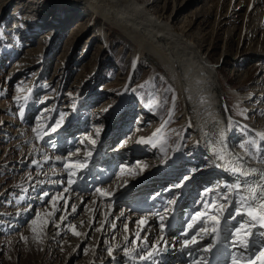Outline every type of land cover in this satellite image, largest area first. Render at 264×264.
I'll return each mask as SVG.
<instances>
[{
	"label": "rangeland",
	"instance_id": "rangeland-1",
	"mask_svg": "<svg viewBox=\"0 0 264 264\" xmlns=\"http://www.w3.org/2000/svg\"><path fill=\"white\" fill-rule=\"evenodd\" d=\"M78 5L70 7L58 0H0V124L4 123L0 125V264H131L112 263L109 258L118 252H131L142 233L137 238L131 226L123 231L124 218L115 229L110 226L117 218L113 213L126 207L135 195L110 213L109 201L97 200L93 186L84 199L73 197L77 208L67 216L71 203L65 207L60 195L75 173L63 176L56 191L39 201L37 196L47 182L41 178L47 172L44 166L49 168L52 163L40 168L20 164L33 161L26 160L25 153L39 164L37 160L50 154L58 128L69 126L72 117L83 124L78 128L70 125L76 128L69 144L73 152L98 148L120 152L126 139L132 138L129 148L138 152L136 156L151 152L147 161L138 160L143 171L159 163L171 165V157L179 150L178 161L189 167L179 178L173 175L169 184L180 183L198 167L187 162L193 151L192 136L176 116L182 104H173L175 85L165 68L153 54L138 50L117 27L104 22L86 5ZM149 10H159L209 56L219 71L233 115L234 134L238 140L255 141L250 130L256 127L264 133V4L253 0H159ZM100 27L106 35L99 32ZM236 93L247 94L249 99L240 102ZM114 111L123 112L127 123L119 121L110 128ZM7 125L16 130L6 131ZM20 127L23 132L16 135ZM245 129L249 130L248 138ZM145 135L151 142L136 139ZM135 143L143 148L133 146ZM125 161L119 159L118 166ZM119 169L102 182L103 193L115 192L127 176V172L120 175ZM226 188L213 196L210 204L227 196ZM195 190L188 194L193 196ZM236 210L237 206H232L229 216H235ZM207 220L210 218L205 220L209 229L212 223ZM73 227L79 235L73 234ZM261 233L255 234L259 241Z\"/></svg>",
	"mask_w": 264,
	"mask_h": 264
},
{
	"label": "bare ground",
	"instance_id": "bare-ground-1",
	"mask_svg": "<svg viewBox=\"0 0 264 264\" xmlns=\"http://www.w3.org/2000/svg\"><path fill=\"white\" fill-rule=\"evenodd\" d=\"M58 1L62 5H69L70 7L77 6L78 4L86 5L91 9L93 14L100 16L110 26L117 27L124 35L137 44L138 50L150 52L162 64L174 81L176 96L173 104L178 102L182 104V110L176 116L181 117V121L186 125L187 129H190V135L192 136L193 151L190 155L191 160L187 162L189 164H196L198 167L195 169L193 167L191 174L180 181V183L177 184L174 181L172 184H169V181H171L170 178L173 175L179 178L182 170L189 167H182L183 163L178 161L177 156L179 155V150L178 153H175L171 157V165L159 163L151 168V170L145 167L143 171L139 169L142 166L139 164V161H147L146 158L151 152L141 157L136 156L138 152L129 148V145L134 141L132 138L126 139L127 144L119 148L120 152H107L101 148H98L96 151L88 149L82 153L77 150L73 152L69 146L71 143L70 140L74 136L75 129L83 124L81 122L78 124L79 121L77 122L76 117H72L69 126L61 125L58 128L59 130L55 133V137L52 139L53 142L50 144L52 147V149L49 148L51 151L50 154H46L45 158L37 160L39 164L34 161L33 155L28 157L29 153H25L26 155L28 154L26 160L31 159L33 160L31 161L32 163L20 161L21 165L32 164L37 168L43 167L41 164L48 165L50 162L52 163L49 168H45L44 166L47 172H44L41 178L47 182L44 183V190L41 188L42 183H38L40 185L39 189H42L43 192L37 196V199L42 201L51 193H54L57 187L60 186L63 176L69 174V172L75 173V175L73 174L74 179L71 183L73 185L70 184L69 187H66L63 196L60 195V199L64 200L65 207L71 203L70 210L66 212L67 216L73 215L77 208L73 197L76 195V198L79 195V199L82 196L84 199V194L88 193L90 189H93V186L96 187L93 194L97 200L101 198V201L102 199L109 201L108 212L110 213L117 206H120V204L126 205L125 203L128 201L130 195L131 197L135 195L134 199L130 200L131 202L129 201L126 207L124 206L117 213H113L117 218L115 222H112L110 228L115 229L118 227L121 224L120 220L124 218L125 222L122 223L123 231L129 230V226H131L132 230L134 228V236L136 235L139 238V234L142 233V235L138 243L136 245L133 244L131 252H118L117 256L110 257L109 261L112 263H119L120 261L125 263L129 261L131 264H166L173 261L172 264H195L197 261H206L204 251L202 250V242L212 239L210 243L212 245H226V241L229 242L231 247L235 245L237 248L235 254L237 253L239 264H249V261L252 260L249 259V255L256 256L261 249H264V236L261 235L263 238L261 241L254 236L257 234V231L264 233V228H261L258 223L255 227H248L250 223L248 216H237L235 212L234 219L233 217L228 219L227 217L223 218L224 222L220 224L221 232L219 236L211 232V229L215 226L211 218L215 217L214 214L219 211L221 215H218L216 218L222 217L230 201L232 202L231 205H236L241 213L245 211L246 205L245 207H241V202L238 198L240 195H246V193L229 191L227 192V199H225L226 195H223L219 201L207 206L208 203L206 200L208 196H217L220 188L224 190L226 185H228L226 184L227 180L221 182L223 178L218 179V173L215 170L208 171L207 169L214 168V164H218L225 176L234 179V175L228 170L232 166L230 162H239L245 166L264 169V164L259 163L258 159L252 158L253 154L257 158L264 157V140H261L258 135V133L263 132L256 127L250 130L255 137L256 146L259 148L258 152H256L252 144H249L250 146L247 144L248 139V141L246 139H237L232 127L233 115L230 111L229 103L225 99L224 87L218 77V68L211 62L208 55L202 54L201 49L198 48V45L193 42L192 38L186 32L179 31L173 27L171 22L165 20L162 14L159 13V10L155 12L149 10V7L157 5L159 0H153L150 3H140L137 0ZM253 2L255 4H264V0H253ZM60 15L63 14L60 13ZM60 15H56V18H59ZM99 32L106 35L102 27L99 28ZM235 96L240 102L249 99V95L247 94L236 93ZM76 113L75 111L74 114ZM111 115L113 120L110 128L119 121H122L121 124L127 123V116H124L123 112L117 113L114 111ZM72 124L76 125L75 129L70 126ZM0 125H4V123ZM7 127L6 131L14 132L16 130L12 129L11 125H7ZM97 128L99 129V127ZM22 129L23 127L18 128V132L15 134L20 135L23 132ZM138 129L137 131L142 133ZM245 131H247L246 134L249 136V130L245 129ZM221 133L222 137L220 135ZM149 138L148 135H145L143 137H137L136 139L149 143L151 142ZM242 144L245 147H241ZM133 146L143 148L138 143L133 144ZM96 147L93 149H96ZM94 154H96V157ZM219 156H223L224 159L221 160ZM237 157L241 158L240 161H237ZM119 159L126 161L118 166L117 161ZM131 162L134 163L129 165ZM135 166L137 167L134 168ZM117 167L120 168V175H124L127 172V176L123 178L120 182L121 184H117L118 186L115 192L103 193L104 191L102 192V189H105V186L102 182L110 179ZM176 167L178 168L176 169ZM73 168L75 172L71 170ZM169 171H172L171 176L167 175ZM36 173L38 174V172ZM77 176L79 179H77ZM258 178V176H254L249 179L255 180ZM137 179L140 180L139 183L132 186V183ZM216 180L219 182H216ZM199 181L201 182L199 183ZM198 183L200 185L203 183L208 184V187H202L203 192H208V194H205L199 207L193 208V211V209H190L192 206L188 204L193 196H190L188 193L194 192L199 185ZM219 183L222 185L221 187H218ZM82 188L84 189L78 192ZM131 188L132 191L130 192L129 190ZM153 188L154 191L151 193L150 189ZM147 194L149 196L146 197ZM179 197L182 198L178 199ZM78 198L76 200H79ZM155 203H161L165 206V209L159 214H155L152 209L147 211L151 207L150 205ZM189 205L190 208L187 207ZM204 205L206 208H203ZM131 208L134 210L131 211ZM230 208L229 211H231ZM185 210H188L190 214L189 221L187 220L188 222L183 221V213ZM173 212H176V215L180 217L181 224L187 222L186 227L181 230L180 234H178L179 231L174 233L171 230L168 234H165V231L163 232L164 226L167 223L169 215ZM197 213H203L204 216H208L205 220L211 217L210 220H207V223L209 225L212 223V225L208 229V234L203 232L197 234L198 244L184 247V242L190 240L187 239L186 235L189 232L188 225L195 223L193 218L196 217ZM197 219L199 220L200 218ZM237 221H240L239 224L245 223L248 231L252 232L253 230L254 235L249 238V246L247 248L234 244L235 237H228L230 234L225 225L226 222L229 224ZM202 228L207 229L205 222ZM149 243L151 244L149 245ZM141 257L146 258L141 259Z\"/></svg>",
	"mask_w": 264,
	"mask_h": 264
},
{
	"label": "snow or ice",
	"instance_id": "snow-or-ice-1",
	"mask_svg": "<svg viewBox=\"0 0 264 264\" xmlns=\"http://www.w3.org/2000/svg\"><path fill=\"white\" fill-rule=\"evenodd\" d=\"M191 126V125H190ZM222 137V133L220 134ZM261 140H264V133H258ZM140 142H144L141 140ZM249 144H252L256 150L259 151L258 146H256V142L249 141ZM155 146V145H154ZM241 147H245V145H241ZM221 160L224 159L223 156H219ZM253 159H258V162L264 164V157L257 158L255 154L252 155ZM241 158L237 157V161H240ZM232 166L228 169L235 177L234 182L231 185H226L228 190L235 191L237 193L245 192L246 195H240L239 199L241 202V207H245V211L241 213L240 209L237 208L236 215H247L249 218L248 227H255L258 223L261 228H264V169H258L251 166H245L239 162H230ZM258 176V179L250 180V177ZM227 199V196H225ZM75 210V209H73ZM204 214L197 213L196 217L193 218L195 222H200L202 220ZM197 218H200L199 220ZM235 217H233L234 219ZM212 222L215 225L211 232L219 236L221 232V221L216 218L212 217ZM194 224H189L188 228L192 229ZM248 227L245 226V223L238 224L233 230H231L230 235L235 237L234 244H238L243 248H247L249 246V238L254 234L248 231ZM35 231V229H33ZM199 232H203L208 234V229L201 228ZM73 234L79 235L74 231L73 227ZM187 235V233H186ZM260 235L264 236V233ZM198 244L197 236L192 235L190 240H186L184 242V247H189V245H196ZM206 253H211L213 251V245L208 244L202 249ZM109 255H111V250H109ZM146 257H141V259H145ZM256 260H264V249H261L259 254L256 255L252 260L249 261V264H255ZM195 264H207L206 261H197ZM231 264H239L237 258L235 256L231 259Z\"/></svg>",
	"mask_w": 264,
	"mask_h": 264
}]
</instances>
